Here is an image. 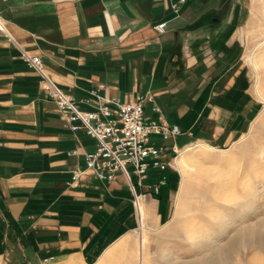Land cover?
Returning <instances> with one entry per match:
<instances>
[{"label":"crops","instance_id":"1","mask_svg":"<svg viewBox=\"0 0 264 264\" xmlns=\"http://www.w3.org/2000/svg\"><path fill=\"white\" fill-rule=\"evenodd\" d=\"M169 4L0 0V264L102 261L136 224L141 232L146 228L151 210L157 222L165 215L174 167L184 173L182 161L195 163L194 149L215 151L208 144L229 134L232 118L247 113L249 103L254 106L240 64L244 2L190 0L178 16ZM164 22L158 33L155 26ZM22 52L38 56L50 79L82 111L93 110L81 101L101 85V94L121 103L151 96L162 117L182 134L166 142L150 136V142L174 145L178 157L169 154L170 167L148 169L141 183L122 174L100 181L87 172L72 184L73 170L84 167L95 140L65 126ZM143 108L146 119L157 118L151 102ZM178 137L192 139L177 146ZM73 150L78 156L67 155ZM162 176L165 183L155 193L151 187ZM141 240L140 235L138 264L146 255L147 241L141 247Z\"/></svg>","mask_w":264,"mask_h":264},{"label":"rangeland","instance_id":"2","mask_svg":"<svg viewBox=\"0 0 264 264\" xmlns=\"http://www.w3.org/2000/svg\"><path fill=\"white\" fill-rule=\"evenodd\" d=\"M242 1L240 64L254 106L249 103L247 113L232 118L231 141L225 134L208 144L215 151L190 152L194 172L174 167L165 215L157 222L152 208L147 216L144 264H264V0ZM253 51L259 57L257 68L248 59ZM257 83L262 99L255 92ZM189 139L178 137L176 144ZM175 203L180 204L178 216ZM133 218L136 224L135 213ZM135 226L96 264H138L141 230Z\"/></svg>","mask_w":264,"mask_h":264},{"label":"built area","instance_id":"3","mask_svg":"<svg viewBox=\"0 0 264 264\" xmlns=\"http://www.w3.org/2000/svg\"><path fill=\"white\" fill-rule=\"evenodd\" d=\"M171 11L178 16L181 6L190 0H169ZM166 23L155 26L158 33L164 31ZM0 31L4 32L0 21ZM23 59L34 69L45 85L47 96L58 108L60 118L71 132L83 130L95 140L94 150L84 155V167H77L72 172V184L80 181L87 172H91L98 180L112 182L117 174H122L130 181L132 176L141 183L147 176L148 169L164 172L170 167L168 155L173 160L178 157V150L174 145L157 146L150 142V136H158L164 142L182 134L176 125L168 123L161 115L160 108L153 102L151 96L139 95L128 103H121L116 98L101 94L104 86H98L88 92V97L81 102L92 106L91 111H82L74 104L72 96L62 92L45 72L41 59L22 52ZM152 103V111L157 114L156 119L144 117L143 103ZM69 156H78V150L67 152ZM127 166L131 167V172ZM162 176L151 187L158 193L159 187L165 183ZM140 196H134V205L138 212ZM53 258L43 260L42 264H49Z\"/></svg>","mask_w":264,"mask_h":264},{"label":"bare ground","instance_id":"4","mask_svg":"<svg viewBox=\"0 0 264 264\" xmlns=\"http://www.w3.org/2000/svg\"><path fill=\"white\" fill-rule=\"evenodd\" d=\"M259 47V46H258ZM248 59H249V63L254 67V68H257L256 67V65H257V62L259 61V57H256V55H255V52L253 51V52H251L250 53V55H249V57H248ZM258 76V75H257ZM257 81V80H256ZM261 89V88H260ZM255 92L257 93V95L260 97V99H262V97H261V95L259 94V92L260 91H258V83L256 84V86H255ZM261 93V92H260ZM200 146V145H199ZM212 148V147H211ZM207 149V148H206ZM183 162V164H184V166H185V168H187L190 172L192 171V172H194L195 171V168H196V165L194 164V163H192V164H190V165H188V164H186L185 163V161L183 160L182 161ZM181 172V171H180ZM191 172V173H192ZM181 192V191H180ZM180 205V204H179ZM178 205V210H177V212H176V216H178V215H180L179 213H178V211H179V206ZM251 205V204H250ZM246 210H248V209H246ZM239 216V215H238ZM235 223V222H234ZM224 224V223H223ZM141 236H142V240H141V247H143L144 246V244H145V241H146V235L144 234V230L141 232ZM263 246V245H262ZM141 254V253H140ZM219 254V253H218ZM217 255V254H216ZM141 256V255H140ZM140 264V263H139Z\"/></svg>","mask_w":264,"mask_h":264}]
</instances>
